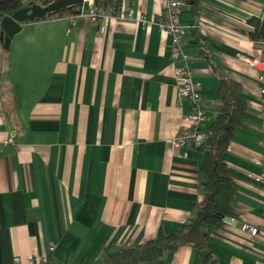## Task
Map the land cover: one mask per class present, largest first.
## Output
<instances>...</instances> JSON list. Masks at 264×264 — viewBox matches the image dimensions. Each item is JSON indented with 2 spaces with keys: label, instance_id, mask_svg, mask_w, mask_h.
<instances>
[{
  "label": "crops",
  "instance_id": "0c3cea01",
  "mask_svg": "<svg viewBox=\"0 0 264 264\" xmlns=\"http://www.w3.org/2000/svg\"><path fill=\"white\" fill-rule=\"evenodd\" d=\"M162 3L122 0L104 33L73 15L41 17L0 41V264H94L194 218L207 201L205 153L170 146L190 112L176 67L199 85L205 134L221 110L217 71L242 87L247 109L224 155L238 215L209 240L217 264L261 261L264 237L242 228L264 221L261 84L240 56L264 53L247 22L264 17V0H200L196 14L184 4L181 22L201 28L174 59ZM203 259L184 244L140 264Z\"/></svg>",
  "mask_w": 264,
  "mask_h": 264
},
{
  "label": "trees",
  "instance_id": "16d2710c",
  "mask_svg": "<svg viewBox=\"0 0 264 264\" xmlns=\"http://www.w3.org/2000/svg\"><path fill=\"white\" fill-rule=\"evenodd\" d=\"M29 1L42 3L44 0H0V22L5 15L23 8ZM50 1V0H48ZM122 0H94L97 6L103 8L110 5L120 6ZM196 14L200 0H182ZM80 6L74 5L51 12L45 18L75 15ZM184 12V11H183ZM247 22L252 26L248 33L249 39L255 44L264 41V17H251ZM189 29L195 39H198L199 23L191 24ZM218 93L221 110L214 117L208 127L206 139L197 147L204 151L205 158L200 172L205 180L202 191L207 201L195 214L191 221L183 223L176 231L166 236H158L149 241L120 248L109 253L102 260L94 264H140L151 262L161 254L173 251L180 245H190L204 255V264H217L211 248L209 236L213 229L222 221L223 217L236 218L237 212L233 207L235 196L234 183L228 174L225 163V152L233 139L247 109L246 99L240 83L228 75L217 71ZM56 264V263H55Z\"/></svg>",
  "mask_w": 264,
  "mask_h": 264
},
{
  "label": "built area",
  "instance_id": "2783aa9c",
  "mask_svg": "<svg viewBox=\"0 0 264 264\" xmlns=\"http://www.w3.org/2000/svg\"><path fill=\"white\" fill-rule=\"evenodd\" d=\"M121 6V4H120ZM115 5L108 7L97 6L93 1H88L86 5H82L77 14L70 18L73 23V17L87 19L90 25L96 27L101 33L105 32L109 22L116 18V12L120 8ZM184 9L182 0H163V13L157 20L160 29L165 31L170 36L171 57L177 58L182 55V42L187 31L193 28L192 25H185L181 22V15ZM129 15L132 11H128ZM201 26L199 27L200 30ZM185 58L186 56L183 55ZM241 60L250 65L257 71V79L261 84L260 93V116H261V145L263 148L262 154V172L259 175V180L264 188V53L257 55H241ZM174 80L178 88L179 96L184 98L190 105L189 114L185 115L183 122L178 131L170 139L169 143L173 149H178L185 146L187 143L193 142L195 146L200 145L205 139L206 134L201 131V124L205 117L202 95L199 91V85L194 81L192 73L185 67H176L174 70ZM242 228L249 231L253 236L264 237V221L262 225H250L244 223ZM52 247L50 250L52 251ZM38 264H54L49 257H42L37 260ZM16 264H21L16 260ZM25 264H33V260L29 259ZM259 264H264V253Z\"/></svg>",
  "mask_w": 264,
  "mask_h": 264
},
{
  "label": "water",
  "instance_id": "95a60500",
  "mask_svg": "<svg viewBox=\"0 0 264 264\" xmlns=\"http://www.w3.org/2000/svg\"><path fill=\"white\" fill-rule=\"evenodd\" d=\"M84 0H44L42 3L29 1L23 8L17 9L11 14L5 15L0 22V41L7 47L25 21H32L44 17L46 14L65 7L81 5ZM223 221H233L230 217H223Z\"/></svg>",
  "mask_w": 264,
  "mask_h": 264
}]
</instances>
